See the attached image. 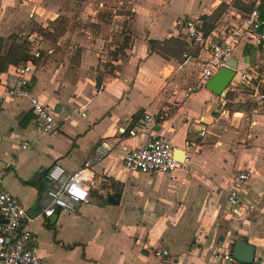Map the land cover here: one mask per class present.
<instances>
[{
    "label": "crops",
    "instance_id": "1",
    "mask_svg": "<svg viewBox=\"0 0 264 264\" xmlns=\"http://www.w3.org/2000/svg\"><path fill=\"white\" fill-rule=\"evenodd\" d=\"M253 4L86 0L75 13V0H0V55L13 40H26L30 49L37 43L31 53L42 56L36 65L28 61L29 91L55 123L48 134H38L28 98L1 99L14 84L16 67L28 62L0 71V188L31 218L23 225L35 239L39 264H209L215 253L232 252L237 241L253 247V260L264 262V104L250 101L252 87L241 84L244 73L264 90V42H238L236 74L222 97L205 84L186 92L198 82L208 52L175 34L180 18L204 17L220 39ZM262 10L264 0L263 28ZM62 18L67 29L47 49L36 31ZM76 20L89 28L74 27ZM125 34L124 55L109 61V74L99 73L105 54ZM247 45L254 51L245 54ZM162 105L171 111L159 120ZM145 114L155 117L148 134L166 137L180 163L172 173L123 165L124 153L147 137L128 135ZM102 144L109 148L97 159ZM56 163L70 173L84 170L89 198L74 213L43 217L38 200ZM240 173L247 180L234 188L232 178ZM232 189L241 204L228 202ZM114 196L117 203L109 202Z\"/></svg>",
    "mask_w": 264,
    "mask_h": 264
},
{
    "label": "built area",
    "instance_id": "2",
    "mask_svg": "<svg viewBox=\"0 0 264 264\" xmlns=\"http://www.w3.org/2000/svg\"><path fill=\"white\" fill-rule=\"evenodd\" d=\"M263 0H254L252 8L245 13L236 24L229 25L220 39L214 38L206 31L205 22L200 18H180L176 24V36L181 33L195 45L201 46L208 52V57L199 66L198 82L187 88V93L195 92L203 88L204 84L222 67H225L229 59L233 58L234 50L240 41L250 44L264 42V29L260 19L259 7ZM187 55H184L186 58ZM33 66L28 62L15 69L16 79L12 87L6 88L1 99L28 98L30 107L35 115L34 130L38 134H48L54 127V119L41 101L31 96L30 74ZM254 79V84L246 74L241 75V84L250 86V101L256 104H264V90L262 82ZM224 108L225 102L221 101ZM169 105H162L157 111V118L164 120L170 114ZM224 113V111H222ZM221 112V113H222ZM264 115V108L262 109ZM84 116V115H83ZM155 117L145 114L128 135H147L143 144L139 147L128 149L123 155L125 169L147 174H169L179 168L180 163L173 154V148L169 140L164 136L149 135L154 125ZM204 131L200 132L203 135ZM27 143L23 147H27ZM107 144H102L101 150L97 151L96 157L100 158L108 149ZM79 170L73 173L67 172L61 165L53 164L47 171L49 182L44 194L38 200L40 214L50 217L56 211L74 213L82 203H87L89 198V186L87 179ZM247 180L246 173H240L232 178L233 187H239ZM228 202L232 205L241 204L236 191L228 193ZM31 218L25 209L14 197L0 188V264H39L36 254L35 239L31 231L24 227L23 222H30ZM156 256L163 257L167 251H156ZM209 264H241L229 251L215 253ZM247 264H264L261 260H253Z\"/></svg>",
    "mask_w": 264,
    "mask_h": 264
},
{
    "label": "trees",
    "instance_id": "3",
    "mask_svg": "<svg viewBox=\"0 0 264 264\" xmlns=\"http://www.w3.org/2000/svg\"><path fill=\"white\" fill-rule=\"evenodd\" d=\"M262 12L264 13V10H262ZM201 19L205 21V25L207 26L206 31L209 32V28H211L209 27L210 22L207 21L206 23L207 19L204 17ZM66 23V20H63L62 18L56 23V25L54 24L52 27L38 28L36 34L40 36L42 40L54 44L66 30ZM128 43L129 37L125 34L122 43L120 45H117V47L113 51H109V56L111 57V59L115 60L117 56L124 55V50L128 47ZM248 50L254 51L252 47L247 45L245 47V54ZM40 56H42L41 53ZM40 56H35L34 53H31L30 43L26 40H23L21 42H15L13 40L5 54L0 55V71L5 69L10 64L19 65L21 63L30 61L32 64L36 65L40 59Z\"/></svg>",
    "mask_w": 264,
    "mask_h": 264
},
{
    "label": "water",
    "instance_id": "4",
    "mask_svg": "<svg viewBox=\"0 0 264 264\" xmlns=\"http://www.w3.org/2000/svg\"><path fill=\"white\" fill-rule=\"evenodd\" d=\"M237 70V61L231 58L226 63L225 67L220 68L206 83L205 88L211 93L224 96L226 88L231 84L232 79L235 77ZM118 197L114 196L109 199V202L117 203ZM232 256L240 263L247 264L254 259L253 247L247 245L243 241H237L232 247Z\"/></svg>",
    "mask_w": 264,
    "mask_h": 264
},
{
    "label": "rangeland",
    "instance_id": "5",
    "mask_svg": "<svg viewBox=\"0 0 264 264\" xmlns=\"http://www.w3.org/2000/svg\"><path fill=\"white\" fill-rule=\"evenodd\" d=\"M76 1V8H75V13L78 11V9H80V7L82 6V3L84 2V1H86V0H75ZM94 2L96 1V2H103L104 0H93ZM58 21H55L54 23H49L48 24V27H52L54 24L56 25V23H57ZM67 24L68 23H66L65 24V29H67ZM72 24L74 25V27H79L80 28V26H81V28H84V29H87V28H89V23L86 21L85 23H82V22H79V21H73L72 22ZM35 25L36 24H32V28L33 27H35ZM34 30H36V28L34 29ZM124 37V36H123ZM106 40H108V39H106ZM116 40V39H115ZM122 40H123V38H121V40H117L116 41V43H115V45H120L121 43H122ZM42 42L44 43V45H45V47L47 48V49H53L54 47H55V43L53 44V43H49V42H47V41H45V40H42ZM33 44V47L31 48V50L32 51H35V49H36V46H37V43L36 42H34V43H32ZM112 43H108L107 42V46H109V45H111ZM108 49V48H107ZM104 55V54H103ZM106 56V57H105ZM105 56H104V58L102 59L103 61H105V63L103 64V66H102V68H101V72H99V73H103V72H105V73H107V74H109V70L111 69V64H110V60H111V57L108 55V54H105ZM113 67V66H112Z\"/></svg>",
    "mask_w": 264,
    "mask_h": 264
}]
</instances>
